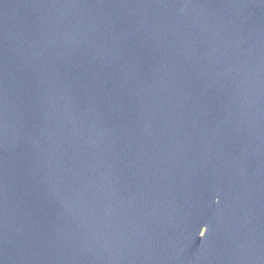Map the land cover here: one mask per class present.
<instances>
[{
    "label": "water",
    "instance_id": "1",
    "mask_svg": "<svg viewBox=\"0 0 264 264\" xmlns=\"http://www.w3.org/2000/svg\"><path fill=\"white\" fill-rule=\"evenodd\" d=\"M0 264H264V0H0Z\"/></svg>",
    "mask_w": 264,
    "mask_h": 264
}]
</instances>
